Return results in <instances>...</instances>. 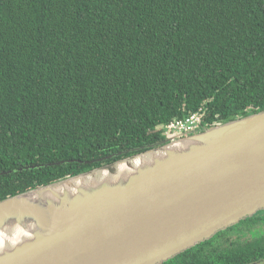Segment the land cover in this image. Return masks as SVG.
Instances as JSON below:
<instances>
[{"label": "trees", "instance_id": "1", "mask_svg": "<svg viewBox=\"0 0 264 264\" xmlns=\"http://www.w3.org/2000/svg\"><path fill=\"white\" fill-rule=\"evenodd\" d=\"M262 110L264 0H0V200Z\"/></svg>", "mask_w": 264, "mask_h": 264}, {"label": "water", "instance_id": "2", "mask_svg": "<svg viewBox=\"0 0 264 264\" xmlns=\"http://www.w3.org/2000/svg\"><path fill=\"white\" fill-rule=\"evenodd\" d=\"M142 149L0 200V264H162L264 209V110Z\"/></svg>", "mask_w": 264, "mask_h": 264}, {"label": "flooded vegetation", "instance_id": "3", "mask_svg": "<svg viewBox=\"0 0 264 264\" xmlns=\"http://www.w3.org/2000/svg\"><path fill=\"white\" fill-rule=\"evenodd\" d=\"M247 219L176 255L174 264H264V230H259L264 229V216L254 222Z\"/></svg>", "mask_w": 264, "mask_h": 264}, {"label": "built area", "instance_id": "4", "mask_svg": "<svg viewBox=\"0 0 264 264\" xmlns=\"http://www.w3.org/2000/svg\"><path fill=\"white\" fill-rule=\"evenodd\" d=\"M202 122H203V113L200 111L194 112L186 119L183 120L176 119L168 123L166 126L165 133L168 135L170 133H176V132L188 133L191 131H197L201 126Z\"/></svg>", "mask_w": 264, "mask_h": 264}, {"label": "rangeland", "instance_id": "5", "mask_svg": "<svg viewBox=\"0 0 264 264\" xmlns=\"http://www.w3.org/2000/svg\"><path fill=\"white\" fill-rule=\"evenodd\" d=\"M167 137H168V135H167Z\"/></svg>", "mask_w": 264, "mask_h": 264}]
</instances>
